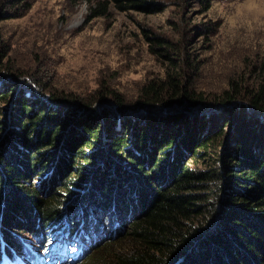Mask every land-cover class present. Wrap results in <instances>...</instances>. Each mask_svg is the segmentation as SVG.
Segmentation results:
<instances>
[{"label":"trees","instance_id":"1","mask_svg":"<svg viewBox=\"0 0 264 264\" xmlns=\"http://www.w3.org/2000/svg\"><path fill=\"white\" fill-rule=\"evenodd\" d=\"M32 1L0 0V19L23 16ZM69 1L86 3L87 19L110 7L164 9L152 0ZM211 1L193 2L203 13ZM219 25L208 21L199 38ZM141 32L169 66L131 102L104 85L80 95L49 87L0 51V261L264 264V62L252 84L240 73L204 87L187 40ZM64 226L80 247L73 263L50 257Z\"/></svg>","mask_w":264,"mask_h":264},{"label":"rangeland","instance_id":"2","mask_svg":"<svg viewBox=\"0 0 264 264\" xmlns=\"http://www.w3.org/2000/svg\"><path fill=\"white\" fill-rule=\"evenodd\" d=\"M152 1L163 4V11L143 16L110 7L107 15L87 19L84 2L33 0L23 16L0 19V51L7 64L34 72L49 87L80 95L104 85L131 102L145 81L163 77L169 66L152 53L141 32L149 29L188 41L182 49L193 58L199 55L195 72H200L204 87L223 85L240 73L252 84L256 76L252 68L264 62V0H212L203 13L195 0ZM208 21L220 25L205 40L198 32ZM111 107L114 115L116 108ZM130 186L123 189L126 198L132 197Z\"/></svg>","mask_w":264,"mask_h":264}]
</instances>
